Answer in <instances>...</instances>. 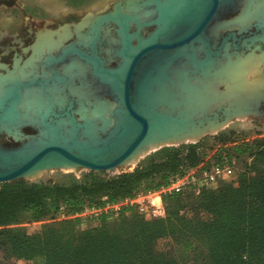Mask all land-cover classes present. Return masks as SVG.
<instances>
[{
	"label": "trees",
	"instance_id": "16d2710c",
	"mask_svg": "<svg viewBox=\"0 0 264 264\" xmlns=\"http://www.w3.org/2000/svg\"><path fill=\"white\" fill-rule=\"evenodd\" d=\"M67 1L82 6L90 0ZM230 137H213L222 145L215 158L216 164L226 159L224 153L251 160L237 181L199 194L164 196L166 216L161 219L146 220L135 210H124L82 229V220L72 217L86 207L160 189L172 176L206 164L202 142L164 148L158 158L113 177L91 171L81 181L64 184H0V251L23 264H176L154 250L158 239L169 237L186 251L196 252L194 242L200 241L205 264H264V137L228 150L224 146ZM23 213L30 214L31 222L43 223L41 232L30 234L20 227Z\"/></svg>",
	"mask_w": 264,
	"mask_h": 264
},
{
	"label": "water",
	"instance_id": "95a60500",
	"mask_svg": "<svg viewBox=\"0 0 264 264\" xmlns=\"http://www.w3.org/2000/svg\"><path fill=\"white\" fill-rule=\"evenodd\" d=\"M235 2L129 0L126 3L129 13H124L119 6L115 13L98 17L95 28L107 22L118 26L121 48L117 55L121 62L115 67H106L96 56L90 58L89 81L97 96L108 95L113 102L107 99L110 105L105 110H93L83 117L76 112L84 103L81 98L68 95L60 105L50 93L45 94L48 112L38 114L37 135L27 136L20 131L25 123L24 90L36 82L5 85L0 94V135L13 136L21 143L7 147L0 142V184L26 179L39 170L69 166L112 173L149 141H165L187 131V120L181 111H171L165 90H173L172 73L177 69L187 66L197 74L211 62L222 61L224 51L244 54L241 48L254 43L253 39H241L232 33L223 37L220 45L213 46L207 36L211 23L232 10ZM138 4L144 10L153 9V15L140 17L129 10L131 5ZM245 12L238 22L240 26ZM133 24L138 31L131 33ZM151 26L155 30L144 37L141 30ZM18 134L24 136L19 138Z\"/></svg>",
	"mask_w": 264,
	"mask_h": 264
},
{
	"label": "rangeland",
	"instance_id": "374dc122",
	"mask_svg": "<svg viewBox=\"0 0 264 264\" xmlns=\"http://www.w3.org/2000/svg\"><path fill=\"white\" fill-rule=\"evenodd\" d=\"M128 1L129 0H90L86 4H83L82 6H74L67 0H0V46L7 45L9 42L11 45H14L16 47L18 46L23 47L24 46L23 43L29 44L34 41L35 32L40 33V31L43 30L44 31L41 32V34L39 35L40 38L38 37V39L42 44H46L50 41L56 42L55 35L52 33L53 31H49L48 29L50 30L60 29L61 31L56 32L59 34L63 30H67V29L70 30V28L75 29L77 25L82 26L83 29H87V32H85V35L83 37V40L87 43L91 35H93L94 33H99L97 30H100V33H102L104 37L105 34L104 30L106 28H112L113 42H115L117 46L116 45L114 46L116 49L112 51L111 61H109V63L111 64V67H115L121 62V59L117 55V52L120 49L119 48L120 37L118 35L119 28L117 25H115L112 22L111 23L107 22L102 26H98V28H95V25L98 17L109 13H115L119 6L121 7V10L124 13H129L126 7V3ZM237 2H238V9L232 11L231 14L228 17H226L224 20L225 25H224V29L222 30L223 37H227L232 33L233 34L238 33V36H241V38H248L249 37L248 33L247 32L244 33L241 29L246 30L245 28L247 26L248 19L250 16V6H254V7L257 6V9H259L257 11L259 12L261 9H264V0H237ZM139 6H140L139 4L131 5L129 7V10L133 12L140 11L142 10L140 9L142 7ZM245 10L246 12L244 14V18L240 21L242 24L241 26L243 27L242 28L240 26V23L238 22ZM153 13H154L153 9L150 11L148 10L145 11L147 17H149L150 15L152 16ZM215 27H213L210 30V35L213 38H216V36L218 35L220 25H216ZM27 28L31 29L30 37H27L26 34ZM154 29L155 27L151 26V27H146L141 31L144 37H148V35L152 31H154ZM136 31H138L137 26L133 24L131 27V33ZM71 35L72 34H69V37ZM24 37H26L27 39H24ZM255 40L261 41L262 44L264 45V35H261ZM12 41H15V43L12 44ZM256 44L258 43H255V45ZM241 49L243 50L245 55L242 53H234L230 50H226L224 51V56H223L224 59L222 61L216 60V63L217 62L222 63L226 67V64L228 66L230 65V63L235 64L237 63V61L240 60L247 61L249 58H251V56L255 57L256 61L259 62V65L255 66V72L257 73L250 74L252 77L250 76L249 80L251 79L250 81H252L258 79L259 81H263L264 76L262 75H264V50L262 51L260 47L259 48L253 47V44L250 45L248 48L244 47ZM20 50L21 49H16V51H20ZM3 51L6 50L0 49V54ZM101 52L104 59V50H102ZM0 64H1L0 76L5 77V79L0 77L1 83L3 82L2 84L0 83V87L1 85L7 83L8 84L17 83V81H11V78L8 77V76L11 77L13 75V73L9 71L11 69L7 65H4L2 63ZM106 64H107L106 67H109L108 63ZM17 66H23V65H21L19 62H16L15 65L16 70L22 71L17 69ZM184 68H188V67L186 66ZM72 72L71 75H75V74L78 75L80 81L77 82L73 80L74 83L71 84H73L74 86L70 84L69 90L72 91L71 88L73 89L80 88L85 90L84 92L86 94L84 93L79 94L77 93V91L76 93H72L75 91V89L74 91L71 92L68 91V88L65 89L59 86H53V87L48 86L47 94L49 93L51 94V96L53 97V101L57 102V104L62 105L68 98L67 97L68 95L75 96L76 94L77 95L79 94L78 98H81L84 102L80 105L81 107L79 106L78 108L79 109L78 111L82 115H87L89 113L92 103L95 106L94 108L100 109L101 107H103L104 102L100 100V98L97 96L94 90H91V84L89 83L87 78L84 77L85 68L77 67ZM186 87H188V89H186ZM183 88H184L183 91L185 89L187 90L184 92L185 96L187 97L190 96L191 91L189 90L190 89L189 86H187L186 84L185 87L183 86ZM87 90H89L90 92ZM68 92L71 93L69 94ZM59 93H61L60 94L61 96H59ZM82 95L83 96L86 95V96L83 97ZM103 96L105 98H110L109 101L113 102L110 96L108 95H103ZM41 98L44 99V94L39 99ZM34 99L35 98L30 99L29 100L30 102L27 101V103H29L28 106L29 108H27L26 113H29L28 116L30 118L29 117L26 118L25 123L20 130L21 133L27 136H34L38 134L37 128H34L35 131H30L29 129H25L26 127L33 125V123H31L30 120L33 122L37 121L35 120L36 118H34V116L36 112H37L36 115H38L39 111L37 110L38 108H36L37 105L35 106V103L40 102V100L39 99L34 100ZM109 101L105 100V102H107L110 105ZM31 112H33V114L30 115ZM235 116H236L235 118L232 119L233 117L232 116L228 120L223 121V123L217 125L215 127L216 129L213 128L211 130H207L206 133L203 134L201 137H203L206 134L209 135L203 137L201 140H199L201 138L199 137L195 141H187L184 144H176V142L170 143L167 141H160L157 148L150 151L147 155L142 156L140 161L136 165L122 166L117 168L112 173L109 172H99V173L95 172V173L99 174L102 177L107 178L122 173L133 172L136 168L147 164L149 160L153 158H158L157 153H159V151L164 148H179L181 146L192 145L199 142H202L200 146V151L201 153H203V155H205L204 156L205 163L208 166L216 164L217 159L215 158V156L217 155L216 153L218 149L222 145L221 143L213 140V137L223 134L230 135L231 137L229 142L224 146V148L228 150H231L232 147L238 143L249 142L257 137H264V97H262L257 103H255V108L252 111L247 113H241V115L239 113L236 114ZM24 135H20V137ZM0 142L7 147L17 146L21 143L20 141H17L13 136H9L7 134L0 135ZM165 144H167L168 146H164ZM231 153L232 152H230V154ZM223 156L226 158L223 160V162H227V161L233 162V169H234V178L226 182H236L239 174L245 170V165L250 163L251 160H249L246 156H242L238 158L237 156L234 155L229 158V156L226 153H224ZM89 172L91 171L78 169V168H62V169L47 170V171L42 170L37 174L29 175L27 176L26 179H20V180H24L29 183L64 184V183H69L73 180L81 181L84 178V175ZM63 217L64 215L57 216V219L62 220L64 219ZM194 218L196 220L200 219L199 216L197 215H194ZM42 225L43 223L31 222L30 214L28 213H23L21 215L20 227L26 230L30 234H36L41 232ZM89 227L91 226H89L86 223H83L81 228L87 229ZM194 244L195 246H197L196 252H194L193 249L186 251L181 246L175 244L171 238L167 237V238L158 239L154 244V250L156 253L163 255L165 258L174 261L176 264H205L206 256L204 253L203 244L198 240H196ZM0 264H23V262L10 259L9 256H7L5 253L0 251Z\"/></svg>",
	"mask_w": 264,
	"mask_h": 264
},
{
	"label": "bare ground",
	"instance_id": "6f19581e",
	"mask_svg": "<svg viewBox=\"0 0 264 264\" xmlns=\"http://www.w3.org/2000/svg\"><path fill=\"white\" fill-rule=\"evenodd\" d=\"M258 65L259 62L256 61L255 57L251 56V58H249L247 61L240 60L235 64L230 63V65L228 66L226 64V67L222 63H216V61H214L208 64L207 67L199 69L197 74H193V70L184 68V66L177 69L175 71V74L173 73L172 75V77L175 79V84L172 88L173 90L166 89L164 95L168 102L171 104V111H174L176 113L181 111L180 114H183L184 119L187 120L188 129L187 131L178 133V135H173V137H171L170 139H166L165 141L170 143L195 141L203 134H205L207 130L215 128L217 125L223 123V121L228 120L232 116L234 117L236 114L240 113L241 115V113L252 111L255 108V103H257L262 97H264V79L263 81H259L258 79L252 81H250L251 79L249 80V77L251 76L250 74L257 73L255 72V66ZM7 84L1 85L0 94H2V89ZM186 84L187 86H189V90L191 91L190 96L188 97L184 94V92L187 91L186 89H188V87H186V89L183 91V86L185 87ZM8 85L12 86L16 85V83ZM71 89L73 90V88ZM68 91L71 90H69L68 88ZM76 91L79 94H86L84 92L85 90L80 88H76L74 92H71L76 93ZM180 92H182V94ZM175 93L180 96L176 97ZM60 94L61 93H59V96H61ZM24 97L26 110L25 112H23V116L26 120V118L29 117V113H26L27 108H29V103H27L28 96L25 95ZM41 99H39L40 102L35 103V106L37 105L36 108H38L37 110L40 114L45 115V113L48 112V105H45L48 103V98L46 97V100H44L45 97L44 99ZM107 105L109 104L107 102H104L103 107H101L100 109H90L89 112H93V110L96 112L105 110ZM41 110L43 111L41 112ZM78 110L76 112L83 117L89 114L88 113L87 115H82ZM36 114L37 112L35 113L36 117L34 116V118H36L35 120L40 118V116L38 117V115ZM174 134H177V132L175 131ZM18 136L20 138V134H18ZM159 143L160 141H149L144 146L139 148L121 166L136 165L140 161L142 156L147 155L150 151L156 149ZM64 168L76 167L69 166ZM43 170L47 171L48 169ZM41 171L42 170H39L29 175H34Z\"/></svg>",
	"mask_w": 264,
	"mask_h": 264
},
{
	"label": "flooded vegetation",
	"instance_id": "af4514ba",
	"mask_svg": "<svg viewBox=\"0 0 264 264\" xmlns=\"http://www.w3.org/2000/svg\"><path fill=\"white\" fill-rule=\"evenodd\" d=\"M140 9L142 10L137 11L136 14H138L140 17H147V15L145 14L146 10H144L143 8ZM236 9H238V2H235V5L232 8V10H230L225 14H221L207 28V36L210 38L211 44L213 46H215L214 44L216 43L220 45V42L222 41L223 38L222 30L224 29V25H225L224 20L226 17H228L231 14L232 11ZM257 10H259L257 9V6L255 7L250 6V16L248 19L247 26L245 28L246 30L241 28L240 29L244 33L245 32L248 33L249 35L248 39L254 40L253 47H258V48L260 47V49L263 51L264 45L262 44L261 41L255 39L260 37L261 35H264V9H261L260 12ZM216 25H220V29L216 38H213L210 35V30ZM261 25L263 26L262 28ZM48 30L53 31L52 33L55 35L56 42L50 41L46 44H42L38 39V37L41 34V32L44 31L43 30L40 31V33L35 32L34 41L29 44L23 43L24 45L23 47L22 46L16 47L14 45H11L9 42L7 45L0 46V49L6 50L0 54L1 56L0 63L7 65L11 69L9 71L13 73L11 77L8 75L5 76L11 78V81H17L20 83L21 82L27 83L32 81L36 82V85H33V87L24 90L25 91L24 94L28 96L27 101H29L32 98L39 99L43 94L44 95L47 94L48 86L51 87L59 86L66 89L69 88L73 80L79 82L80 79L78 75L76 74L71 75V72L74 71L77 67L85 68L84 77L87 78V80L89 81V79L91 78V64L88 63V60L94 56L102 60L105 66L107 65L106 63H108L109 67H111L109 61H111L112 51L116 49L114 47L116 44L115 42H113L112 28H106L104 30L105 33L104 37L102 33H100V30H97L99 33H94L93 35H91L87 43L83 40L85 32H87V29H83L82 26L80 25H77L75 29L70 28V30L69 29L63 30L59 34L56 32L61 31L60 29H53V30L48 29ZM30 33H31V29L27 28L26 29L27 37H30ZM69 34L72 35L69 37ZM236 36L238 38H241V36H238V33L236 34ZM24 39L27 38L24 37ZM14 43L15 41H12V44ZM255 43L258 44L255 45ZM134 44L136 45L137 41H135ZM119 48H121V44ZM16 49H21V50L16 51ZM102 50H104V59L101 52ZM16 62H19L21 65H23V66H17V69L22 71H18L15 69ZM2 78L5 79V77ZM59 80L64 81V84L63 83L59 84ZM46 82L48 83V85L44 86V83ZM72 91H74V89ZM107 99L109 100L110 98H105V97L100 98V100H102L103 102H105V100ZM94 107L95 106L92 103L90 109L92 110L94 109ZM30 114H33V112H31ZM30 122L33 123L34 126L31 125L29 127H26L25 129H29L30 131H35L34 129L36 127L35 122L33 121Z\"/></svg>",
	"mask_w": 264,
	"mask_h": 264
},
{
	"label": "built area",
	"instance_id": "2783aa9c",
	"mask_svg": "<svg viewBox=\"0 0 264 264\" xmlns=\"http://www.w3.org/2000/svg\"><path fill=\"white\" fill-rule=\"evenodd\" d=\"M233 178V162L227 161L211 166L201 164L197 168L186 169L172 176L169 183L160 189L142 190L133 197L116 203L107 202L101 207H86L82 213L72 218H80L86 224H97L103 216H118L124 210H135L146 220L161 219L166 216L164 196L181 194L186 191L199 194L204 189L217 188Z\"/></svg>",
	"mask_w": 264,
	"mask_h": 264
}]
</instances>
